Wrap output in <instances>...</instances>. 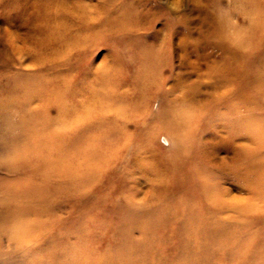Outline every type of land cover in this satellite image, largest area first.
<instances>
[{
    "label": "bare ground",
    "instance_id": "1",
    "mask_svg": "<svg viewBox=\"0 0 264 264\" xmlns=\"http://www.w3.org/2000/svg\"><path fill=\"white\" fill-rule=\"evenodd\" d=\"M137 4L135 0L123 1L111 23L114 26L132 25L133 15L141 18L145 11L144 6ZM217 5L215 25L204 36L207 39L213 38L222 49L231 52L233 63L236 58L244 55L258 29L264 32V0H237L235 10H229L226 14L220 11L224 4L220 1ZM237 11L243 21L241 24H232L229 20L237 15ZM61 15L59 6L47 4L41 7L38 14L46 24L39 29L43 45L53 51L52 55H38L34 57V64L30 68H23L24 72L15 73L11 72L13 62L0 56V121L1 125L5 124L13 133L18 131L20 125H24L36 134L37 139H42L44 135L51 137L52 146L46 143L42 145L41 139H38L41 157H34L36 167H40L38 173L45 172V179L40 187L57 193L59 187L68 185L70 189L67 198L70 199L77 194L71 184L80 182L81 178L77 173L80 167L76 166V162L81 160L79 154L75 156V161L73 157H67L70 155L68 151H75L76 148L79 152L83 148H89L87 144L92 143L93 129H75L72 125H61L75 115L74 101L69 96L72 88H68L71 81L69 78L64 79L67 76L65 70H71L74 65V55L59 52L61 44L64 48L68 41H63V38L69 33L68 26L59 23ZM137 55L138 76L132 82L137 88L154 85L159 92L163 84L159 72L161 63L151 51L140 50ZM45 59L50 61V65H43ZM218 62L209 75L213 81L212 93L202 95L197 91H187L174 99V105L164 99L161 113L154 116V120L162 121L164 129L171 133L176 145L170 152L168 162L155 170L161 177L166 173L170 177L167 192L162 197L165 205L163 208H144L136 202L126 204L118 197H111L103 191L112 187L118 189V185L111 180L102 187L97 182L94 185L98 177L96 167L85 169L84 176L81 174L83 181L89 179L84 189H87L86 201L92 203L90 211H96L95 208L102 203L119 204L117 213L120 221L115 226L119 231L121 244L118 250H124L128 254L131 264H264V227L254 229V225L261 219L264 221V218H253L249 214L253 210L264 212V51L262 55L252 56L253 66L247 62L237 70H226ZM46 74L49 76L46 77ZM60 77L64 81L58 80ZM187 78L182 77L183 80ZM60 81H63V87L59 86ZM31 104L36 107L32 108ZM107 107L111 108L109 105ZM119 109V115L126 117L127 111L123 104ZM201 124L205 126L202 128ZM136 131L144 136L155 133L151 127L136 126ZM120 132L115 130L107 136L114 146L119 142L117 135ZM215 132L224 133L226 138L216 137ZM61 138L66 140L63 143L65 148L59 147ZM45 149L47 154L44 155ZM222 152L226 156L220 158L219 154ZM25 154L27 158V153ZM31 155H28V160H31ZM228 161L233 163L230 174H226L230 168ZM72 162L77 167L74 170ZM208 164L215 165L219 174L216 175L215 168ZM225 179L233 180L242 190L241 193L248 197L241 201L227 202L224 197L229 192L221 187V181ZM47 182H52L48 188ZM49 196L28 201L27 205L36 206L34 213H42L45 206H51L47 199ZM16 197L21 200L20 195ZM253 201L258 204L252 203ZM55 206L51 208L55 210ZM159 213L167 225L180 215L181 229L174 233L168 232L162 238L154 237L153 225L159 224L154 217ZM29 215L23 208L14 210V206L7 205L0 214V221L13 220L14 223L15 220L24 223ZM194 223L195 228L191 226ZM25 225L28 226V222L20 225V231L26 228ZM30 226L35 229L34 232H24L31 233L29 241L22 232L17 234L18 237L15 236L16 239L7 237L8 229L0 226V264H72V248L59 249L64 242L62 235H47L50 229L41 226L39 221ZM3 231L6 232L5 235ZM36 233L39 239L36 238ZM175 240L181 241L179 245H175ZM165 247L168 248L165 249L167 251L164 250ZM45 254L49 258L43 256ZM117 260L112 264H119ZM106 262L111 264L109 260Z\"/></svg>",
    "mask_w": 264,
    "mask_h": 264
},
{
    "label": "rangeland",
    "instance_id": "2",
    "mask_svg": "<svg viewBox=\"0 0 264 264\" xmlns=\"http://www.w3.org/2000/svg\"><path fill=\"white\" fill-rule=\"evenodd\" d=\"M123 1L125 0H0V56L13 62V73L30 68L34 64V57L38 55H52L53 51L43 45L39 29L46 24L38 14L45 4L59 6L62 13L59 23L69 28V33L63 38V41H68L64 48L61 44L59 52L74 55V65L71 70H65L67 76L64 79L69 78L71 81L68 86L72 88L69 96L74 101L75 112L74 118L71 117L61 125H72L75 129H93L92 143L87 144L89 148L82 147L79 152L76 148L75 151L71 149L68 151L70 155H66L73 157L75 161V156L79 154L81 160L76 162V166L80 167L77 172L80 182L71 184L77 194L68 199V185L59 187L57 193L40 187L45 179V172L38 173L40 167H36L34 157H41L38 149V139L41 137L37 139L36 134L24 125H20L18 131L13 133L5 124L1 125L0 121V214L7 205L14 206V210L23 208L30 213L24 220V223L28 222V226L25 225L26 228L22 231L20 225L24 223L20 221L14 220L13 223V220H1L0 226L8 229L7 237L16 239L15 236L22 232L29 241L31 233L24 232H34L35 229L30 224L39 221L41 226L50 229L47 235L63 236L64 242L59 249L72 248V264H109L106 262L108 260L112 264L117 257L119 264L132 263L124 250H118L121 244L119 231L115 226L120 221L117 213L119 204L102 203L95 208L96 211H90L92 203L86 201L87 189H84L89 179L82 180L84 170L93 167L98 169L94 185L97 182L102 187L109 180L118 185V189L112 187L103 192L120 198L123 203L136 202L144 208H163L165 205L162 197L167 192L170 177L166 172L165 177H161L155 170L168 162L170 152L176 146L162 121L154 120V116L161 113L163 100L168 99L174 105V99L187 91H197L202 95L212 93L213 81L209 75L214 64L224 60L218 63L226 70L240 69L247 62L253 66L252 56L262 55L264 51V32L259 29L244 55L236 58L233 63L231 52L222 49L213 38H205L207 31L215 25L217 4L220 1L224 4L220 11L226 14L229 10H235L237 0H135L139 6H144V15L141 18L133 15L132 25L114 26L111 21ZM239 13L237 11V17L230 18V23H242L243 17ZM140 50L151 51L161 63L159 72L163 84L159 92L154 85L137 88L132 82L138 76L137 53ZM43 61L44 66L50 65L48 59ZM183 76L188 77L187 80H183ZM60 79L63 77L58 80ZM63 81H60V87H63ZM184 101H187L186 97ZM122 104L127 111L126 117H121L118 113ZM31 107L36 105L31 104ZM136 126L151 127L155 133L144 136L136 131ZM203 126L201 124L202 128ZM115 130L121 131L117 135L120 143L117 141L116 146L107 137ZM214 135L226 138L222 132H215ZM50 140V136L44 135L40 143L52 146ZM65 141L61 138L59 147H64ZM44 151V155L47 154V150ZM28 155L32 156H29L31 160H28ZM219 156L223 158L226 154L222 152ZM228 163L230 168L226 174H230L233 168V163ZM213 164L208 165L215 168L214 172L218 175L219 171ZM72 165L74 166V162ZM73 166L74 170L76 166ZM58 180L59 178L57 183ZM47 183L48 188L52 182ZM221 187L229 192L224 197L227 202L241 201L248 197L241 193L242 190L233 180H222ZM17 195H20L21 200L19 197L17 199ZM47 195H50L47 199L51 206H45L42 213H34L36 206L27 205L28 201L33 202L39 197L45 199ZM252 203L258 204L257 201ZM53 205H56L55 210L51 208ZM249 214L253 218H264V212L260 210H253ZM177 216V220L167 225L161 213L155 214V221L159 224L153 225L154 237L162 238L168 232L179 231L180 215ZM191 226L196 227L195 223ZM263 227L262 219L254 225V229L258 230ZM187 235L189 234H185ZM36 236L40 238L37 233ZM179 242L181 241H174L175 245H179ZM211 246L213 247V243ZM43 256L49 258L48 254Z\"/></svg>",
    "mask_w": 264,
    "mask_h": 264
}]
</instances>
